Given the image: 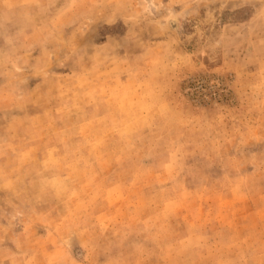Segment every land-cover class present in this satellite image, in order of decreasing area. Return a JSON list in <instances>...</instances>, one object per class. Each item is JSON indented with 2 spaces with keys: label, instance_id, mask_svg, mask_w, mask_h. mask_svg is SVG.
I'll return each instance as SVG.
<instances>
[{
  "label": "rangeland",
  "instance_id": "374dc122",
  "mask_svg": "<svg viewBox=\"0 0 264 264\" xmlns=\"http://www.w3.org/2000/svg\"><path fill=\"white\" fill-rule=\"evenodd\" d=\"M0 264H264V0H0Z\"/></svg>",
  "mask_w": 264,
  "mask_h": 264
}]
</instances>
